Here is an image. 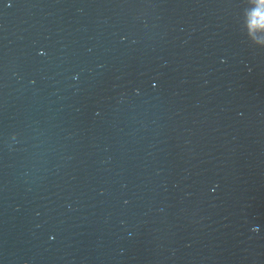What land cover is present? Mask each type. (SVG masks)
<instances>
[{
  "label": "clouds",
  "instance_id": "9594fccd",
  "mask_svg": "<svg viewBox=\"0 0 264 264\" xmlns=\"http://www.w3.org/2000/svg\"><path fill=\"white\" fill-rule=\"evenodd\" d=\"M250 29L264 27V0H257V7L250 14Z\"/></svg>",
  "mask_w": 264,
  "mask_h": 264
}]
</instances>
